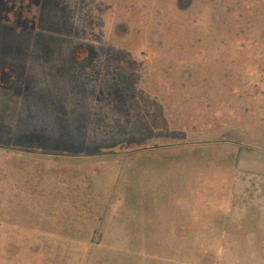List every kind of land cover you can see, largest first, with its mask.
<instances>
[{
  "label": "rangeland",
  "instance_id": "obj_1",
  "mask_svg": "<svg viewBox=\"0 0 264 264\" xmlns=\"http://www.w3.org/2000/svg\"><path fill=\"white\" fill-rule=\"evenodd\" d=\"M2 80L96 148L0 145V264H264V0H0Z\"/></svg>",
  "mask_w": 264,
  "mask_h": 264
},
{
  "label": "crops",
  "instance_id": "obj_2",
  "mask_svg": "<svg viewBox=\"0 0 264 264\" xmlns=\"http://www.w3.org/2000/svg\"><path fill=\"white\" fill-rule=\"evenodd\" d=\"M3 83H7L6 85ZM10 81L8 80H2L0 81V86H8ZM201 84V83H199ZM8 91V89H6ZM189 89L185 90L184 93H186V96L188 97H193L195 94L192 93L190 90L188 93ZM33 101L30 99L24 97L23 100L19 99H2L0 97V145L2 147L6 146L9 143H12L14 140H16L18 137H30V136H45L46 138L52 137L54 142L57 143H64L66 142V145H69L70 142L74 143L77 142L78 145H81L85 147L87 150H95V144L91 143H82L76 140L72 137V134H77V128L79 127V117L80 114L76 115H66L64 113H61V115L58 116H53L52 113L40 111L37 112L36 107L34 106V103L36 104V98H31ZM172 99H174V96L172 95ZM39 99H37L38 102ZM104 99H100L99 102H102ZM192 101L189 104L193 107L196 108L195 102ZM138 112H141V106L136 107ZM89 111V112H88ZM88 117L89 121L88 124L89 126L95 125V112H90L88 110ZM37 112V113H36ZM137 112V111H136ZM105 117V116H104ZM140 117V118H139ZM142 118V114L137 115H122V122L128 129L131 127H135L139 124H141L140 119ZM92 119V120H91ZM69 126V127H68ZM41 127H44L42 130ZM68 129H70L68 131ZM169 136L171 133H167ZM64 135L67 138H70L71 140H67V138H63ZM168 136V138H169ZM73 138V139H72ZM174 140V138H172ZM139 141L138 143H140ZM137 143V142H136ZM126 146V143L119 142L115 143L113 146H105L104 144H100L97 146L98 150H104L107 149L106 151H116L119 150L123 147ZM40 146L33 145V149L35 151L39 150ZM15 149H24V147L20 148H15ZM28 149H31L29 147ZM27 151V150H26ZM29 151V150H28Z\"/></svg>",
  "mask_w": 264,
  "mask_h": 264
}]
</instances>
